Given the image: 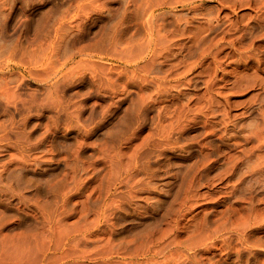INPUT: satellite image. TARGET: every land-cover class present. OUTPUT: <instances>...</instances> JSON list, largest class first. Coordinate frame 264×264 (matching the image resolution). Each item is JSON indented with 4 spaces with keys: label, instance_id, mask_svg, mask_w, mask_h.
Wrapping results in <instances>:
<instances>
[{
    "label": "rangeland",
    "instance_id": "obj_1",
    "mask_svg": "<svg viewBox=\"0 0 264 264\" xmlns=\"http://www.w3.org/2000/svg\"><path fill=\"white\" fill-rule=\"evenodd\" d=\"M0 264H264V0H0Z\"/></svg>",
    "mask_w": 264,
    "mask_h": 264
}]
</instances>
